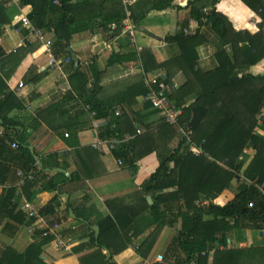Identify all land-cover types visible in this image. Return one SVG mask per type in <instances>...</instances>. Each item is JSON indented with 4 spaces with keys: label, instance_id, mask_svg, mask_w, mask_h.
I'll use <instances>...</instances> for the list:
<instances>
[{
    "label": "trees",
    "instance_id": "16d2710c",
    "mask_svg": "<svg viewBox=\"0 0 264 264\" xmlns=\"http://www.w3.org/2000/svg\"><path fill=\"white\" fill-rule=\"evenodd\" d=\"M55 1L58 5L54 4ZM203 1L188 0L185 5L197 24L195 29L190 30L188 23L182 22L176 33L164 37L166 44L177 48V53L171 59L157 63L149 49L142 50L140 54L144 71L147 73L162 70L163 78L169 84L173 78L171 68L175 65L174 58L182 62L183 66L178 70L187 76V80L170 95V99L177 106L187 105L179 117V125L192 132L191 141L201 148L203 154L190 152L176 128L162 119L155 129L159 128L162 134L169 135L165 141L177 135L179 141L175 148H169L166 145L168 141L164 143L167 147L157 149L150 141L151 131L148 129L146 133L119 146L114 154L132 170L139 159L151 152H155L159 160L154 173L140 185L155 224L154 230L143 239L137 249L142 258L146 257L145 251L152 247L158 230L169 227L176 231V236L167 249L166 260L173 259L174 264H209L211 258V264H238L235 257L241 255L242 250L226 247L229 233L237 229L264 232V197L257 188L264 180V135L256 131L257 127L264 130V116L260 123L256 120V116L264 109V71L240 77L235 72L239 65L250 68L264 59V0H239L256 16L253 29L239 31H236L228 18L217 10L216 6L220 0H209L207 11H203L206 5ZM19 2L31 7L28 17L30 23L44 34L52 35L53 49L57 56L70 57L67 49L77 33L90 30L94 32L97 28L106 40H110L118 36L122 28L123 10L120 0L117 4L113 3L106 13L101 11L103 1L102 4L89 0ZM172 3L173 0L136 1L130 7L134 26L139 27L140 20L150 12L173 8ZM111 24L116 25L115 31H111ZM202 26L209 27L228 46L230 52L228 54L224 47L219 49L214 54L216 66L208 71H200L197 68L196 47L204 41L200 33ZM126 54L121 51L112 54L108 64L135 59L134 52ZM66 70L69 73L71 89L65 90L52 105L38 109L35 116L23 113L20 116L8 117L11 111L20 110L23 106L12 93L2 90L5 93L3 99H0V185L8 180L12 171L16 172V177L18 171L26 174L32 171L33 180L27 182L23 188V193L28 197L34 189L49 192L60 189L61 183L57 182L56 178L62 176L61 173L50 174L53 168L60 167L58 157L55 156L56 162L53 166L50 164L53 155L47 156L46 159L41 158L38 167L37 152L33 150L31 153L29 150L31 142L26 132L36 130L37 118L54 113L71 118V110L78 107L80 101L90 105L97 112V120L107 122L104 127L109 129V136L118 137L121 136L120 125L126 113L121 116L120 112V116H115L116 107L121 110L124 107H133L136 104L135 98L147 93V87L141 77L128 86V93H132L129 100L125 93L109 96L106 89L99 86V78L94 77L93 81L89 82L80 64L75 67L72 62ZM12 72L13 69L8 76ZM192 81L200 85L198 90L194 89ZM145 105L150 107L147 103ZM78 131L79 129H74L75 133ZM13 143L15 148H12ZM245 148L254 153L242 171V176L252 182L250 186H246L240 179L244 162L239 158ZM70 178L73 181L72 175ZM17 181L18 177L14 185ZM233 181L237 188L232 200L221 198L215 205L207 207L194 204L198 199L218 198L224 190L231 188ZM14 185L11 188L12 193H15ZM146 197L150 198L151 204H148ZM4 200L0 199V203L4 204ZM251 202L253 207L248 208L247 205ZM57 204V196H54L40 209V214L45 216L52 212V206ZM68 209H72L76 223L88 231L87 236L83 235L88 237L87 244L74 248V251L77 252L83 247L92 250L80 256L79 263L115 264L113 257L130 245V240L126 239L124 234L129 227L128 222H119L116 219L113 221L107 216L104 225L98 224L99 230L95 236L89 216L95 213L96 209L93 206L73 207L67 204L66 212ZM13 211L15 212L14 206L10 212ZM16 215L25 219L20 212L14 213V216ZM31 222L32 220L25 219L24 224L30 225ZM33 238V242L22 253L8 246L0 258V264H46L41 255L43 247L50 243V239L41 238L38 231L33 234Z\"/></svg>",
    "mask_w": 264,
    "mask_h": 264
},
{
    "label": "crops",
    "instance_id": "0c3cea01",
    "mask_svg": "<svg viewBox=\"0 0 264 264\" xmlns=\"http://www.w3.org/2000/svg\"><path fill=\"white\" fill-rule=\"evenodd\" d=\"M80 1L72 0V2ZM89 1L99 4L103 1L102 13H106L113 3L118 2V0ZM187 1L173 0V8L150 12L140 20L139 27L162 39V42L137 31L138 27H135L136 45L141 46L142 50L149 49L153 54V60L155 58L157 63L165 62L177 53V48H172L164 42L165 36L176 33L182 22L188 23L190 30L197 26L191 18L190 10L185 8ZM203 2L206 4L203 11H207L209 0ZM216 8L228 18L236 31L254 28L256 16L239 0H220ZM30 13L29 5L24 6L19 2L17 6L11 1L0 0V99H3L5 92H10L22 83L24 87L21 91L23 97L21 104L22 106L26 103L30 104L33 109L32 112L23 111V113L35 116L38 109L52 105L62 96L61 93L70 90L71 86L68 77L64 79L47 67V57L35 38L30 37V42H24L26 29L20 19L23 16L28 18ZM96 29L94 32L90 30L75 34L68 48L77 56L81 69L86 73L89 82H92L94 77L99 78V86L105 88L109 96L125 93L126 98L131 100L132 93H128L127 88L139 77L142 78L137 63L138 56L129 39L125 37H118L117 47L112 46L111 50L103 51L104 44L112 39L106 40ZM200 33L204 41L196 47L197 68L200 71H208L216 66L214 54L219 49L224 47L228 54L230 52L228 46L209 27L202 26ZM45 35L53 41L52 35L49 33ZM119 51L125 54L134 52L135 59L123 60L119 64H108L110 56ZM20 58L22 59L19 61ZM84 63L86 65L82 66ZM174 63L175 65L171 68V73H173L170 83L173 85L171 94L187 80V76L178 70L183 66L182 62L174 58ZM11 69L13 72L8 76ZM263 71L264 59L253 67L239 65L235 69L239 77ZM153 75L163 77L162 70L153 72ZM192 82L195 85L194 89L198 90L200 85ZM179 93L182 94L180 91ZM141 98L139 96L135 98L136 104L133 107H124L122 110L116 107L121 112V116L122 113H126L120 125L121 136L133 135L137 129H141L144 134L149 129L151 131L150 141L157 149L160 150L167 146L175 148L179 141L178 136H171L169 142L165 141L169 135L162 134L159 128L155 129L160 120L158 114L149 106L147 108ZM78 108L71 110V118L61 117L57 113L41 116L36 120V130L26 132L30 137L31 147L37 152V162L40 163L41 158L46 159L47 156L53 155L50 158V164L53 166L56 162L55 156L58 157L60 167L53 168L50 174L61 173L62 176L56 178L57 182L61 183L59 190L49 192L34 189L29 197L23 193V198L29 200L40 211L54 196H57L58 204L52 206V212L45 216L41 215L42 221L48 225L59 223L63 237L72 242L68 251H57L51 243L46 244L42 250V260L46 264H80L78 258L92 251L87 247L78 249L77 252L74 251V248L87 244L88 231L76 223V218L70 215L72 209L66 212V205L70 204L73 207L93 206L96 209V212L89 216L92 230L93 227L99 230L98 224L104 225L107 216L113 221L128 222L127 231L122 233L126 235V239L130 240V245L113 257L115 264H160L155 262V259L157 256L165 258L167 249L176 236L173 228L163 227L158 230L152 247L149 251H145V258L137 252L143 239L155 228L140 185L157 169L159 165L157 154L151 152L139 159L135 170L129 169L124 164L118 166L116 160L120 158H117L114 153H98L91 148L95 140L111 138L109 129L104 127L107 122L92 121L82 109ZM16 115L17 110H13L7 116ZM74 129H79V131L75 133ZM256 131L261 135L264 134V130L259 127ZM166 142H168L167 146L164 144ZM56 170H61L63 173L56 172ZM71 175L74 178L73 181L70 180ZM16 179V172L12 171L8 175V180L0 185V199H5L4 204L0 203V258L8 246L22 253L34 240L29 233V225L24 224L26 218L23 220L21 216H18L19 214L14 216V213H22L23 200L11 192ZM230 190L232 191V188L224 190L216 198L217 201L221 198L228 200V196L232 200L235 193L231 195ZM13 206L15 212H10ZM109 211L113 214H109ZM122 225L124 226L125 223ZM227 243L230 244L228 249L242 250L241 255L235 257L238 264H264V232L251 229L233 230L228 235ZM211 263L210 258L209 264ZM165 264H174V260L167 259Z\"/></svg>",
    "mask_w": 264,
    "mask_h": 264
},
{
    "label": "built area",
    "instance_id": "2783aa9c",
    "mask_svg": "<svg viewBox=\"0 0 264 264\" xmlns=\"http://www.w3.org/2000/svg\"><path fill=\"white\" fill-rule=\"evenodd\" d=\"M2 1H11L13 3H16L17 6H19L18 0H2ZM136 0H120V4L122 6L123 10V19H122V28L118 36L114 37L112 40L104 44V50H111L112 46L117 47V39L118 37H125L129 39L130 44L135 50L136 55L138 56L137 63L140 68V74L142 75V78L144 80V84L147 87V93L142 96V103L149 104L150 107L155 110L159 116L160 119H162L165 123H167L170 126H173L176 128L177 133L180 138L184 140V145L188 148V150L196 155L203 154L201 148L197 147L192 141H191V135L192 132L190 130H186L184 127L179 125V117L182 114V111L184 108L187 107V105L184 106H177L171 99L170 95L172 92L173 85L167 83L164 78L160 75H152L150 77L147 76L146 72L144 71L141 62H140V54L142 52V48L138 47L135 42L134 33H135V26L131 19V11L130 7L133 5V3ZM54 4L58 5V2L55 1ZM21 24L25 27L27 34L25 35V41L24 42H30L29 38L33 37L35 38L43 48V53L47 57V67L51 69L54 73H56L58 76L66 79L68 77V71L66 70L69 65H71L72 58L69 56H57L53 49V41L48 38L42 31L36 29L29 21V19L26 16L21 17L20 19ZM111 31L116 30V25L111 24L110 25ZM21 46V45H20ZM86 63H84L82 66H85ZM89 86V85H88ZM24 85L22 83H19L15 88L11 89V93L14 94L17 99L20 101L23 99L21 91L23 89ZM63 95V93H61ZM78 107L82 109L91 119L92 121L97 120V112L91 108L90 105H87L85 103H82L78 101ZM32 107L30 104H23L22 109L17 110V115L20 116L23 111L32 112ZM115 116H120V111L118 109H115L114 111ZM264 116V109L261 110V113L256 116V120L258 123H260L261 118ZM95 125V123H94ZM143 131L141 129H137L136 132L133 135H122L118 137H111L108 139H97L95 142L91 145V148L95 150L98 153H114L117 148L121 145H125L131 140H133L136 136L141 135ZM65 137H68V135H65ZM15 144H12V148H15ZM253 151L250 149H243L242 154L239 158V160H242V157L246 156L249 160L253 157ZM118 166H123V161L121 159L116 160ZM38 165V162H37ZM18 181L14 185L15 190V196L21 197L22 205H21V212L25 216L26 219L32 220L31 224L29 225V233L33 238V234L37 231H39L41 238H48L50 239V243L57 249V251H68L71 247V240L66 239L61 234L60 230V224L54 223L52 225H48L46 223H43L42 216L40 214V211L38 208L34 207V205L27 199L23 198V188L25 187L27 182H30L33 180V172L30 171L27 174L22 173L21 171L17 172ZM240 179L243 180V183L246 186H250L252 182L245 179L242 176V173H240ZM257 188L260 190L264 197V180L261 185H258ZM217 203V199L214 200H207V199H198L195 201V205L198 207H207L209 205H215ZM248 208H252V202L248 203ZM230 246L229 243H227V248ZM222 248V247H220ZM155 262L163 263V257L157 256L155 259ZM191 264H194L192 262Z\"/></svg>",
    "mask_w": 264,
    "mask_h": 264
},
{
    "label": "water",
    "instance_id": "95a60500",
    "mask_svg": "<svg viewBox=\"0 0 264 264\" xmlns=\"http://www.w3.org/2000/svg\"><path fill=\"white\" fill-rule=\"evenodd\" d=\"M137 31H139V32H141V33H143V34H145V35H148L149 37H152V38H154L155 40H157V41H159V42H162V39L156 37L155 35L151 34L150 32H148L147 30H145V29H143V28L138 27V28H137ZM67 52H68L69 55L71 56L72 61H73V64H74V66L76 67V66L79 64V60H78L77 56L75 55L74 52L71 51L70 48L67 49ZM104 124H105V123H104ZM29 150H30L31 153L34 152V151H33V148H32L31 146H29ZM38 166L40 167V164H39V163H38ZM56 172H62V173H63V171H61V170H56ZM146 199H147L148 203L151 204V200H150V198L147 197ZM70 215L73 216V213H72L71 211H70ZM93 231H94V233H95V236H97V234H98V229H97V227H93ZM105 253H108V252L105 251Z\"/></svg>",
    "mask_w": 264,
    "mask_h": 264
},
{
    "label": "rangeland",
    "instance_id": "374dc122",
    "mask_svg": "<svg viewBox=\"0 0 264 264\" xmlns=\"http://www.w3.org/2000/svg\"><path fill=\"white\" fill-rule=\"evenodd\" d=\"M136 34H137V32H136ZM135 34V35H136ZM138 47H141V46H139L138 45ZM133 48V47H132ZM134 49V48H133ZM154 72V71H153ZM153 72H147V76L148 77H150V76H152L153 75ZM155 113H157L155 110H153ZM260 113H261V111H260ZM259 113V114H260ZM260 135H261V133H260ZM264 135V134H263ZM240 161H243V162H245L244 164H243V166H242V169H241V172L240 173H242V171H244V168L246 167V165L249 163V161H250V157H249V160H248V158L246 157V156H244V157H242V160H240ZM135 170V169H134ZM231 188H232V191L230 190L229 192H231V195H234V193L236 192V188H237V184H235V182L233 181L232 182V185H231ZM228 198V200L227 201H229L230 199H231V197H227ZM109 214H113V213H111L110 211H109ZM163 257V263L165 264V258H164V256H162Z\"/></svg>",
    "mask_w": 264,
    "mask_h": 264
}]
</instances>
